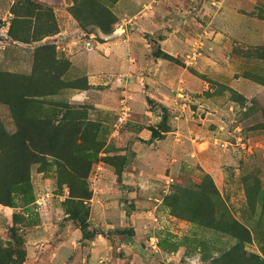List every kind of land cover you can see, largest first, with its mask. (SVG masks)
<instances>
[{
	"label": "rangeland",
	"instance_id": "374dc122",
	"mask_svg": "<svg viewBox=\"0 0 264 264\" xmlns=\"http://www.w3.org/2000/svg\"><path fill=\"white\" fill-rule=\"evenodd\" d=\"M98 1L0 0V264L264 259V0H142L109 73Z\"/></svg>",
	"mask_w": 264,
	"mask_h": 264
},
{
	"label": "crops",
	"instance_id": "0c3cea01",
	"mask_svg": "<svg viewBox=\"0 0 264 264\" xmlns=\"http://www.w3.org/2000/svg\"><path fill=\"white\" fill-rule=\"evenodd\" d=\"M142 0H118L115 3V11L119 14V16L121 14H124L128 17L127 21H131L133 18H137L138 15L140 16L138 23L142 24L143 21L146 19V17H149L147 13V11H150L152 13V15H156L155 12H152L150 9H152V5L151 4H141L142 7H139L138 3H141ZM147 9V10H146ZM142 10H145L144 12ZM143 12V13H142ZM131 16V17H130ZM144 16V18H143ZM124 18V17H123ZM122 19V18H121ZM125 19V18H124ZM127 26V25H126ZM128 28V26H127ZM127 28L124 29L126 30L125 34L127 33ZM116 34L118 33H113L112 35H110V40H105V42L103 43H99V45L103 46L104 50L103 52H105L106 54H101L99 57L97 55V57L95 59H92V62L96 63V67L98 68L99 72H104V73H109L111 71H117L118 70V66L122 64V66H131L132 63H130V61L134 60V58L130 57L129 59L126 57H123L122 54H119V52H121L120 50H124V49H130L129 45H130V41H129V34L127 33L126 36L125 34L119 35L117 37H114V35L116 36ZM125 36V38H124ZM122 41V42H121ZM165 40L161 41V43H163ZM165 48L163 47V51ZM118 54V55H117ZM120 55V56H119ZM120 66V67H122Z\"/></svg>",
	"mask_w": 264,
	"mask_h": 264
},
{
	"label": "trees",
	"instance_id": "16d2710c",
	"mask_svg": "<svg viewBox=\"0 0 264 264\" xmlns=\"http://www.w3.org/2000/svg\"><path fill=\"white\" fill-rule=\"evenodd\" d=\"M96 1L98 0H91L92 4H93V8L96 9ZM118 1V0H115V2ZM99 2V1H98ZM95 11V10H94ZM111 10L108 9V8H103L102 11H97V13H90L91 15V19H90V23H96L100 28L101 30L104 32V33H109L110 32V25L108 26H104L102 23H99L96 21V19L100 16V15H105L107 17H109L110 15L113 17V14L110 12ZM78 20H83V23H85L86 21L81 17V18H78L76 17ZM114 18H111L109 23H114ZM26 100L25 99H21L19 102L17 103H25ZM12 106V105H11ZM163 109V112L165 111L164 107H162ZM165 115L163 114L162 116V119H161V123H160V127L163 128L164 127V122H165ZM150 131H151V138H155L156 136L159 135V131H158V128H150ZM71 217L72 218H77L78 217V213H72L71 214ZM81 223H83V220H81ZM230 224V223H229ZM131 231V230H130ZM129 231V232H130ZM11 232L13 234H16V230L15 229H11ZM16 239V238H15ZM17 240V239H16ZM242 256H238V258H232V253L231 251H229L228 253H226V257H227V260L225 262H222L221 264H232V262H234V264H264V259L261 258L260 256L256 255V254H253V253H249V252H246L245 250L242 251ZM231 258L233 259L230 263H229V259L231 260Z\"/></svg>",
	"mask_w": 264,
	"mask_h": 264
},
{
	"label": "built area",
	"instance_id": "2783aa9c",
	"mask_svg": "<svg viewBox=\"0 0 264 264\" xmlns=\"http://www.w3.org/2000/svg\"><path fill=\"white\" fill-rule=\"evenodd\" d=\"M126 25H127V19H124V18L120 19L118 21V29L116 31L118 32L119 30H124L126 28ZM196 54H197L196 53V50H194V52L192 53V55H190L189 57L194 58ZM128 116H129L128 112L127 111H123L118 116V121L119 122H123V121H125V120L128 119Z\"/></svg>",
	"mask_w": 264,
	"mask_h": 264
}]
</instances>
